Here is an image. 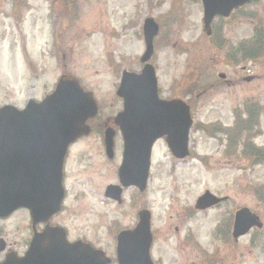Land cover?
<instances>
[{
    "label": "rangeland",
    "instance_id": "rangeland-1",
    "mask_svg": "<svg viewBox=\"0 0 264 264\" xmlns=\"http://www.w3.org/2000/svg\"><path fill=\"white\" fill-rule=\"evenodd\" d=\"M15 2L0 0V106L23 109L28 101L40 102L54 91L61 75L71 74L84 91L93 94L98 120H111L122 109L116 96L121 72L141 69L145 18L160 26L150 62L160 97L191 102V159L175 160L165 142H158L152 151L147 190L142 195L128 190L121 205L103 196L106 186L116 183L118 151L114 161L106 162L97 155L96 134L82 137L68 154V197L56 223L94 243L114 263L116 234L133 226L137 212L147 209L153 235L151 259L156 264H264V226L237 242L225 241L217 232L242 207L264 225V203L255 192L262 188L259 193L264 194V162L255 164L242 154L243 138L240 144L236 140L239 147L234 152L227 145L228 137L215 138L208 129L217 125L234 134L239 129L236 113L256 105L260 135L253 144L264 151V53L228 64L230 49L254 39L264 25V0L228 21H216L220 36L212 39L203 32L200 0H73L78 19L63 29L60 51L52 48L55 22L48 16L49 0H28L30 10L17 8L13 18ZM218 38L224 41L222 50L215 42ZM242 118L244 122L247 116ZM114 148H121L118 132ZM205 191L227 196L228 201L197 212L194 204ZM17 224L22 239L28 224L25 213L0 224L8 233L4 238L13 244L19 237L12 236Z\"/></svg>",
    "mask_w": 264,
    "mask_h": 264
},
{
    "label": "water",
    "instance_id": "water-1",
    "mask_svg": "<svg viewBox=\"0 0 264 264\" xmlns=\"http://www.w3.org/2000/svg\"><path fill=\"white\" fill-rule=\"evenodd\" d=\"M203 31L211 35L216 18H228L233 11L252 0H201ZM159 28L152 19L143 26L145 53L139 75L124 72L117 95L123 99V112L115 124L123 141V163L119 179L124 188L146 189L153 144L165 138L172 155L186 158L188 133L192 125L189 107L179 100L162 101L158 97L154 68L145 64L153 54V40ZM223 78V76H221ZM97 113L91 94H85L71 77H62L54 92L41 103L30 101L24 110L5 106L0 109V217L25 208L33 221L46 222L59 212L63 199L62 163L67 147L87 131L84 123ZM108 150L114 133H106ZM121 190L108 187L106 196L118 200ZM226 199L205 192L195 205L209 209ZM150 213H139V222L132 231L117 238L118 264H153L149 251L152 244ZM262 228L258 217L246 208L236 212L233 237L247 234L251 228ZM55 230H46L35 237L22 258L7 256L1 264H106L100 252L88 246H66ZM47 242L46 245L44 243ZM3 246L0 247V252ZM108 262V261H107Z\"/></svg>",
    "mask_w": 264,
    "mask_h": 264
},
{
    "label": "flooded vegetation",
    "instance_id": "flooded-vegetation-1",
    "mask_svg": "<svg viewBox=\"0 0 264 264\" xmlns=\"http://www.w3.org/2000/svg\"><path fill=\"white\" fill-rule=\"evenodd\" d=\"M16 1L18 2V5L16 6V4H15L14 13L12 14L13 18H14L15 15L18 14L17 8L19 9L20 12L23 9H25L26 11L30 10L28 0H16ZM78 10H79L78 6H77V8L74 7L73 0H49V13H48V16H49L50 20L52 18L53 22H55V23H53L54 33L52 34V48L55 49L57 47V44L60 41V37L63 36V34H64V30L63 29H65L71 22H73L74 20L78 19V17L76 16ZM20 17H21V14H20ZM57 21L59 22V24H58ZM20 22L22 24V23H24V20L20 19ZM111 124H112V121L109 120V119H106L105 121H101V122H98V121L94 120L93 122L90 123V128L91 129H90L89 134L95 133L97 138L99 139V147L97 148V155L99 157H101L106 162H112V161H114L116 159V152L118 151L117 158H120V163H121L123 147L120 148V149H117V150H115V148H114L113 149L114 150V154H113V156L110 157L108 155L106 143L104 142L105 130L109 126H111ZM65 169H66V163H65ZM116 173H117V170H116ZM65 177H66V175H65V170H64V187H65L64 201L68 197V193L66 191V178ZM125 192H126V190H125ZM104 193H105V190H104ZM64 201H63L62 211L49 221L48 227L52 228V229H49V230H55V232H57V234L60 236L59 237V241H62L65 244L74 245V244H77V243L81 242L83 244H88V246H90L93 250L99 249V247L95 246L94 243H92V242H90L88 240L87 241L84 240L81 237V235L73 236V235H71L69 230H67L66 228L63 227V225H59L58 223H56V219L63 212ZM106 201L112 202L111 200H108V199H106ZM20 212L25 213V216L28 219V224H27V227L25 228L26 235L22 239H20V230H19V225L17 224L15 226V230H13V233L15 235L12 234V236H17L18 237V235H19V237L15 241V244H13L11 242H8L5 239V238H7V234L8 233H5L3 228L0 226V239H3L5 241V243H6V247H5L4 252L0 254V263H2L6 259L7 256L12 255V256H16L17 258H19L21 255H23L21 253V251H23L25 248L27 249V247L29 246V244H30V242L32 240V237L35 235L36 231L37 232H41L42 229L45 227V225L44 226L39 225V226L33 227L32 223L30 222L29 215H28L27 211H25V210H19V211L14 212L7 219L0 220V224L5 223L11 217H13L14 215H17ZM132 228H133V226L125 228V229H130L131 230ZM188 238H191V235H189ZM45 244H47V242H45ZM102 251H103L102 252L103 255H101L99 257V259L101 261L105 262L106 264H107V261H108L107 259H109V260H111V264H113V260L111 258H106V255H107L106 252L104 250H102ZM7 253H10V254H7Z\"/></svg>",
    "mask_w": 264,
    "mask_h": 264
},
{
    "label": "trees",
    "instance_id": "trees-1",
    "mask_svg": "<svg viewBox=\"0 0 264 264\" xmlns=\"http://www.w3.org/2000/svg\"><path fill=\"white\" fill-rule=\"evenodd\" d=\"M258 0H255V3H257ZM243 10H240V12H238L237 14H241ZM222 21V20H220ZM220 36L218 34V31L215 30L214 27V31H213V37L215 36ZM211 38V39H212ZM215 42H219L218 44V49L222 50V47L224 46L223 43L224 41H222L220 38H218ZM252 48V49H251ZM232 52V56H230L229 59V63L232 64V62L234 63V61L237 59V64L240 62H245L247 60H254L253 58L255 56H259L261 54L264 53V25L260 26L256 32V35L254 37V39H252L251 41H248L244 44H240L238 48H231L230 49ZM248 50V51H247ZM240 56V58L238 57ZM237 57V58H235ZM256 107L252 106L251 108H249V110L246 111V114L248 116V119H246L244 121V123L247 121L248 123H246V127L239 125V129L236 131V133H231L230 136L233 135V138L230 139V146L234 149L237 145H236V140L240 141L243 138V154L246 158H252L255 159L257 162H261L262 160H264V152L260 149H256L252 143H251V138L253 137L254 133H255V128L258 127V117L256 113L257 110H255ZM241 122V121H240ZM239 122V123H240ZM251 128H253V132L251 133ZM241 129V131H239ZM227 135L226 132H224L221 128L218 127H214L211 131V135L213 137H217V135ZM259 135L260 132L259 130L256 131L255 135ZM260 191H262V188L259 189L258 191L255 189L256 195L257 197L259 196V200L261 202L264 203V194L259 193Z\"/></svg>",
    "mask_w": 264,
    "mask_h": 264
}]
</instances>
